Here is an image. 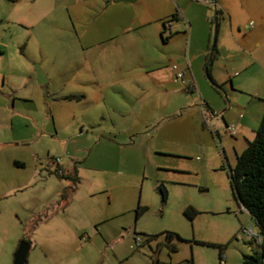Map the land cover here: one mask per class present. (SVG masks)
<instances>
[{"label": "rangeland", "instance_id": "374dc122", "mask_svg": "<svg viewBox=\"0 0 264 264\" xmlns=\"http://www.w3.org/2000/svg\"><path fill=\"white\" fill-rule=\"evenodd\" d=\"M52 1L25 0L27 6L10 9L13 17L29 25H12L11 37L1 43L5 52L0 56V264H14L22 241L31 244L28 264H221L222 253L227 255L225 264H244L243 255L259 247L243 232L256 221L241 208L231 186L230 170L237 156L228 150L227 141L235 135L212 133L214 116L208 110L204 112L208 119L202 122L206 131L195 125L191 105L175 119L180 132L167 133L165 139L171 142L158 133H115L130 124V119L126 123L117 115L122 106L117 103L121 94L115 91L123 65L115 62L114 54L101 57L98 64L91 53L95 47L56 39L69 37L70 20L52 9ZM159 1L160 12L171 14L132 31L139 40L138 82L149 65L164 66L160 70L164 74L173 65L181 69L176 59L170 60L173 47L169 52L150 49L153 38L168 47L178 35L170 29L177 21L176 8ZM194 13L199 29L212 25L213 45L219 36L214 27L217 14L207 23L203 7H195ZM101 45L114 50L109 42ZM38 66L47 77L45 84L38 81ZM93 66L106 68L99 85L107 89L97 93V98L102 92L106 98L97 106H86L90 114H77L75 104L59 92L67 84L70 88L77 71L84 80L93 77ZM202 76L209 89L218 91L205 73ZM188 95L197 100V86ZM141 104L137 109L142 108V115L147 106ZM61 167L68 174L76 169L80 183L75 186L59 177L56 171ZM162 184L166 202L158 190ZM67 187L74 188L68 206L60 201ZM138 206L145 208L139 217ZM189 206L199 211L194 220L184 214ZM167 232L177 234L172 241L177 250L168 246ZM219 245L224 246L222 253Z\"/></svg>", "mask_w": 264, "mask_h": 264}, {"label": "crops", "instance_id": "0c3cea01", "mask_svg": "<svg viewBox=\"0 0 264 264\" xmlns=\"http://www.w3.org/2000/svg\"><path fill=\"white\" fill-rule=\"evenodd\" d=\"M24 1L20 0L14 4L10 0H0V56L5 52L1 48V43L11 37L12 25L17 28L29 25L20 17H13L10 10L20 9L23 4L27 6ZM31 1L34 3L37 0ZM151 1L154 2V0ZM151 1L53 0L52 9L64 13V19L70 20L71 23H68L69 37L61 35L60 38L56 36V39L61 41L65 39L70 42L77 40L83 43L84 47V43L89 48L95 47L96 50L91 53L98 64L102 63L101 57H110L114 54L115 62L123 65L119 67L121 79L117 84L119 89L115 91L117 95L121 94V99L117 103H120L122 108L117 115L126 119V123H129L130 119V124L124 130H118L115 133H158L157 137H164L162 140L171 142L169 138L165 139L167 133L180 132L177 126L174 127L175 119L179 118L178 113L182 109L191 105L195 107V125H202L205 131L206 127L202 123L204 118L208 119L204 114L205 110L214 116L211 120L214 127L211 129L212 133L230 135L227 126L235 125L237 134L233 140L227 141L229 145L227 147L229 151L232 149L236 156L240 155L246 150L251 139L255 138L264 116V0H211L209 2L175 0L176 5L172 0H162L164 5L173 6L177 10V21L171 24L170 29H174L178 35L172 41H168L170 43L168 47H163L161 41L155 37L150 44V49L159 52L158 50L165 48L169 52V48L173 47L174 54L170 60H177L181 67L179 69L186 73L187 81L197 82L199 92L197 100L188 95L189 90L184 83L175 80L173 70L168 69L166 74L160 72L164 67L160 64L151 68L148 64L149 67L141 73L143 74L141 76L145 78L138 82L139 73L138 68L135 67V61L138 56L139 40L137 35L132 33L133 28L148 24L151 19L153 21L155 18H164L171 14L169 11H166V14L160 12L162 10L160 7L163 6L161 1L157 0V4H152ZM197 6L205 9L204 22L208 23L214 13L219 19L218 28L216 29V20L214 26L215 37L218 31L219 36L214 40L218 56L213 63L214 80L222 86V89L217 88L218 91L209 89L202 76L206 74L208 51L214 45H212L213 27L212 25L207 28L202 26L199 29L194 13ZM31 7L33 12L34 6ZM179 11L183 16L179 14ZM110 14L116 17L109 18ZM252 22L253 25H251ZM148 41L150 40H146ZM105 42H109L114 50H109V47L104 49L106 47L101 43ZM154 70L155 73L152 72L151 75L150 71ZM105 72L106 68L93 66L90 72L93 77L84 80L81 72L77 71L73 74V78L71 77L74 83L70 88V84H67L63 90H60L59 95H84L80 101L71 100L72 104H75L73 109L77 114L79 111L90 114V108L86 106H97L102 100L105 101L104 92L97 98L99 91L107 89L99 85L101 76ZM204 89L208 91V94L204 93ZM140 102L141 105L147 106L146 112L142 115V108L141 111L137 109ZM156 105L160 106L156 107ZM155 109L157 113L152 115V110L155 112ZM220 113H222L221 117L218 116ZM184 115V111L181 112L180 116ZM155 149L165 148L155 145ZM225 153L228 155L227 151ZM62 170L68 174L67 169L62 168Z\"/></svg>", "mask_w": 264, "mask_h": 264}, {"label": "trees", "instance_id": "16d2710c", "mask_svg": "<svg viewBox=\"0 0 264 264\" xmlns=\"http://www.w3.org/2000/svg\"><path fill=\"white\" fill-rule=\"evenodd\" d=\"M174 19H177V15H174ZM217 56L218 49L216 44H214L207 57L205 72L212 84L216 88L222 89V86L213 77V63ZM82 97L83 95L70 94L62 98L65 100H81ZM56 174L61 178L74 182L75 186L81 180L76 169L73 171L74 175L64 173L62 168H58ZM230 179L236 200L239 202L241 208L248 211L251 217L255 219L264 237V116L261 125L256 131L254 140L250 141L246 150L237 156L236 166L230 170ZM71 189L74 190L73 187H67L60 195V201L64 205L69 204ZM158 190L162 198H166V190L163 184L160 185V189L158 187ZM144 211V207L138 206L137 217ZM184 214L190 220H194L199 211L193 206H189L185 209ZM175 235L177 234L174 232L166 233L167 244L172 250H177V246L172 242ZM219 246L220 253H222L224 246ZM258 247L259 250H255L253 254L243 255L244 264H264V241Z\"/></svg>", "mask_w": 264, "mask_h": 264}, {"label": "built area", "instance_id": "2783aa9c", "mask_svg": "<svg viewBox=\"0 0 264 264\" xmlns=\"http://www.w3.org/2000/svg\"><path fill=\"white\" fill-rule=\"evenodd\" d=\"M206 2H209L211 0H204ZM253 25V22L251 23ZM175 72V80L180 81L185 84L186 88L195 91V88L197 86V82L195 80L187 81L186 80V73L183 70H179V67L177 65H173L171 68ZM227 131L230 135L234 136L237 134L235 125H228ZM56 163H60V159L56 160ZM245 210V209H244ZM243 232L247 238H249L251 241L255 242L256 244L260 245L264 241L263 234L260 230V228L257 226V224H249L243 228ZM139 245V242H137ZM227 260V255L225 253L221 254V261L223 264H225Z\"/></svg>", "mask_w": 264, "mask_h": 264}, {"label": "water", "instance_id": "95a60500", "mask_svg": "<svg viewBox=\"0 0 264 264\" xmlns=\"http://www.w3.org/2000/svg\"><path fill=\"white\" fill-rule=\"evenodd\" d=\"M120 1H124V2H134L135 0H120ZM216 29L218 28V19L216 18ZM38 81L41 84H45L47 82V77L46 75L43 73L42 69L40 68V66H38ZM52 98H50L49 100H51ZM160 189V187H159ZM166 190V188H165ZM167 190H166V198L163 199L164 202H166L167 199ZM31 249V244L26 242V241H22L18 247V249L15 252L14 255V264H28V254L30 252Z\"/></svg>", "mask_w": 264, "mask_h": 264}]
</instances>
